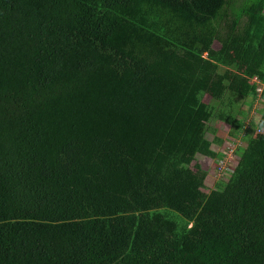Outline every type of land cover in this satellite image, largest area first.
<instances>
[{
  "label": "trees",
  "instance_id": "1",
  "mask_svg": "<svg viewBox=\"0 0 264 264\" xmlns=\"http://www.w3.org/2000/svg\"><path fill=\"white\" fill-rule=\"evenodd\" d=\"M0 264H264V0H0Z\"/></svg>",
  "mask_w": 264,
  "mask_h": 264
},
{
  "label": "rangeland",
  "instance_id": "2",
  "mask_svg": "<svg viewBox=\"0 0 264 264\" xmlns=\"http://www.w3.org/2000/svg\"><path fill=\"white\" fill-rule=\"evenodd\" d=\"M250 100H247L242 104V109L247 110L249 117L246 120L245 124L246 127H249V121H253L256 123L259 118V110L262 107V102L260 101H253V104H249ZM204 102L209 103L210 98L208 96L204 97ZM215 128L217 129V136L223 140V144L221 146L212 145V149L215 151H219L223 154V152H226L227 154L231 155V151L233 150L232 155L224 160V156L219 160H213L207 157H198L194 163H192V167L195 163L199 164L202 169L206 170L208 173V176L206 178V186L207 188H211L214 186V184L220 180L226 181L230 172L235 167L238 157L235 153V148L239 146H244L245 142L241 138L243 136V133H238L239 137H233L230 135V128L227 124L216 122ZM254 133H258L257 129H254ZM241 136V137H240ZM210 139L212 136L209 137ZM229 151V152H228Z\"/></svg>",
  "mask_w": 264,
  "mask_h": 264
},
{
  "label": "built area",
  "instance_id": "3",
  "mask_svg": "<svg viewBox=\"0 0 264 264\" xmlns=\"http://www.w3.org/2000/svg\"><path fill=\"white\" fill-rule=\"evenodd\" d=\"M259 91H260V89H259ZM229 151H231V155H232L233 150L231 149V150H229ZM229 151H228V152H229ZM223 153H224V155H225V156L223 157L224 160L228 159V158L231 156V155L227 154L226 152H223Z\"/></svg>",
  "mask_w": 264,
  "mask_h": 264
}]
</instances>
